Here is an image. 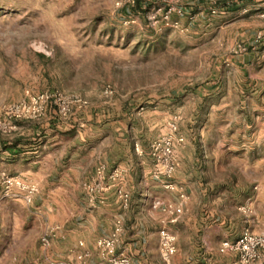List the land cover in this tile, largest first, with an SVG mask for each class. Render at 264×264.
<instances>
[{"label": "rangeland", "instance_id": "rangeland-1", "mask_svg": "<svg viewBox=\"0 0 264 264\" xmlns=\"http://www.w3.org/2000/svg\"><path fill=\"white\" fill-rule=\"evenodd\" d=\"M167 4L151 0L141 11L120 0H0V108L28 93L87 101L81 108L70 104L65 116L51 103L33 119L0 113V137H9L22 121L54 122L82 132V143L94 149L66 194L56 193V181L30 204L0 191V264L64 258L60 242L68 228L90 227L97 218L80 181L91 178L100 161L123 171L127 207H119L113 186L102 204L112 220L116 214L124 220L121 248L141 236L137 252L126 249L132 264H239L235 253L218 252L219 243L237 239L245 228L264 233L260 85L244 82L247 71L230 57L250 48L258 56L264 48V0H183L182 14L172 13L169 23L161 15ZM248 29L252 41L244 39ZM257 34L262 37L256 42ZM257 56L251 75L258 74ZM106 87L111 93H104ZM166 136L172 137L176 161L166 179L177 190L163 188L151 174L150 144ZM157 201L183 207L168 222L178 235L169 262L159 252L163 215ZM243 205L250 211H242ZM48 225L57 227L58 240L43 249L40 237ZM89 249L95 251L94 243ZM254 264H264V250Z\"/></svg>", "mask_w": 264, "mask_h": 264}, {"label": "built area", "instance_id": "built-area-1", "mask_svg": "<svg viewBox=\"0 0 264 264\" xmlns=\"http://www.w3.org/2000/svg\"><path fill=\"white\" fill-rule=\"evenodd\" d=\"M121 4L128 8H138L141 11L147 10L151 0H120ZM183 0H167V8L161 13L162 19L169 23L172 13L182 14L183 10L180 4ZM226 3H229L226 1ZM162 7H158L160 11ZM217 10L213 8L211 13ZM178 27V23L172 24ZM261 34H257L255 41L261 39ZM240 50H245L243 47ZM106 87L105 94L111 93ZM55 105V110L65 116L70 110V104L81 108L87 104V101L81 97L74 96L68 99L58 92L53 93H28L27 97L17 103L5 105L0 108V113L13 118H38L41 117L46 109L47 104ZM175 129V125H171ZM15 128V126H10ZM138 146L135 149L138 151ZM141 153V151H138ZM150 156L152 158V177L161 180L162 187L168 190H177L176 184L167 180L170 177L176 161L173 156L172 137L166 136L160 140L153 141L150 144ZM123 171L119 167L109 169L104 162H98L90 179L82 182L81 188L89 205L96 206L103 203L104 194L108 188L114 187L116 201L121 208L127 207L130 195L127 190L122 187ZM0 191L3 197L21 198L26 204H30L34 196L38 192V185L21 175L11 174L6 171H0ZM180 197H184V193H180ZM155 206L162 213L159 219L158 237L159 252L161 258L169 262L176 252V235L169 229L168 222L174 221L182 212L181 202H156ZM240 209L244 212L250 211L249 205H243ZM57 227L48 226L40 237V243L43 249H48L50 239ZM123 231V223L121 218H114L113 229L108 235L99 237L95 242L97 254L102 264H131L129 255L125 251H118L117 246L120 242V236ZM264 250V233L253 232L247 228L241 231L235 240L224 239L218 246V252L235 253L238 257L239 264H254L261 258ZM82 255H78V259L82 260ZM47 264H75L71 259H53L46 257ZM86 264V263H83Z\"/></svg>", "mask_w": 264, "mask_h": 264}, {"label": "crops", "instance_id": "crops-1", "mask_svg": "<svg viewBox=\"0 0 264 264\" xmlns=\"http://www.w3.org/2000/svg\"><path fill=\"white\" fill-rule=\"evenodd\" d=\"M244 33L245 32H242V35ZM246 33V36L243 35L244 39L252 41L253 32L248 29ZM234 51L235 50H233V52ZM255 55L257 56V53L250 48L240 55H231L230 57L232 58L233 64H236L239 69H243V73L245 70L247 71V75H243L244 82H251L253 79L255 83L260 85L259 91L261 94L259 100L263 103L262 107L264 108V48L259 51L256 57V59L260 61L258 74L251 75L248 70L253 63ZM68 126L69 125L66 124L62 127L54 122H46L45 125L38 124L37 122L35 123L34 121L20 122L18 129L13 134L9 135V137H0V169H4L13 174L23 175L34 181L38 185V192L42 190L44 185L49 186L50 183L56 181L57 183L54 185L55 188L58 189L56 193L58 195L66 194L68 188L71 189L70 185L72 184V179H77L74 174L79 172L80 169L82 170L83 166H89V156L92 150H94L92 146L82 143L85 136L82 132L76 131L72 133L67 131L69 129ZM100 154L101 153L98 151V158ZM91 176L92 175L89 177ZM86 180L88 179L86 178ZM86 180L83 179L80 183ZM187 198L188 196L186 194L185 199ZM185 199L183 206L184 203H186ZM103 204L101 203L93 207V209H96L94 211L97 214V218L90 223V227L81 223L78 229L68 228L66 235L62 236V238H66L60 242L63 245L62 250H66L64 258L62 259H71L75 264H78V255H82L83 263L102 264L96 248L95 251H92L89 249V244L94 243L95 246V242L99 237L108 235L113 229L114 218L116 217L121 218L123 223V231L120 236L117 250L126 252V249L133 246L134 251H138L136 249L137 247L140 248L139 239H141V236L139 238L138 236L134 237V240L132 239L133 242L126 243L128 246L125 245L124 248H121L124 233V220L122 216L118 214L114 215L112 220L107 208ZM157 210L162 215L161 211L159 209ZM179 216L180 215L177 217ZM56 226L59 227L58 224H56ZM57 231L58 230H55V233L51 236L50 240L52 245L55 240H58L56 237L58 236ZM174 233L176 235L177 248L178 235L176 231H174ZM77 243L82 244V246H78ZM132 262L134 263V260H131V264Z\"/></svg>", "mask_w": 264, "mask_h": 264}, {"label": "trees", "instance_id": "trees-1", "mask_svg": "<svg viewBox=\"0 0 264 264\" xmlns=\"http://www.w3.org/2000/svg\"><path fill=\"white\" fill-rule=\"evenodd\" d=\"M223 5H225L227 8H229V7H231V9L234 8V4H233V3L228 4V3H226V2H223ZM232 6H233V7H232Z\"/></svg>", "mask_w": 264, "mask_h": 264}]
</instances>
